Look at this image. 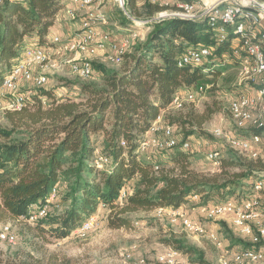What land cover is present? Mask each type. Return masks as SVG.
I'll return each instance as SVG.
<instances>
[{
	"label": "trees",
	"instance_id": "1",
	"mask_svg": "<svg viewBox=\"0 0 264 264\" xmlns=\"http://www.w3.org/2000/svg\"><path fill=\"white\" fill-rule=\"evenodd\" d=\"M257 1L264 4V0ZM0 4L1 85L5 70L26 49L28 40L45 45L64 1L1 0ZM127 4L129 10L135 9L136 0H127ZM169 9L191 17L177 6L158 3L149 4V15ZM227 42L216 48H224L218 50V55L226 51ZM215 43L207 20H165L156 26L141 50L126 54L121 70L94 64L93 72L94 68L102 71V82L83 83L79 102L52 100L45 107L43 100L52 99L54 94L41 93L39 89L30 102L36 99L33 108H27L28 104L21 110L8 111L14 125L11 129L0 128V223L24 221V234L40 240L47 235L65 239L104 204L110 208L109 227L120 229L131 226L127 215L181 208L195 195L200 197V204L214 200L220 204L222 199L250 187L252 193L242 198L253 197V184L264 177L261 157H221L220 172L206 174L193 168L192 153L182 149L187 137H182L179 146L164 151L168 154L166 164L151 157L140 159L138 154L146 134L162 112L172 106L177 91L198 87L206 74L214 72H205L207 66H178V57L189 48ZM212 113L198 117L197 130L186 136L205 134L201 125ZM188 116L166 114L164 119L183 128L192 123L194 128L196 124L189 120L196 116ZM17 131L18 137L13 139ZM259 132L262 131L256 133ZM97 144L100 148L96 149ZM96 150L109 160L108 168L93 165ZM132 181L134 191L128 193L125 188ZM61 183L67 186L61 188L59 199L51 206L66 205L65 208L28 222L31 207L46 205L52 190ZM123 192L127 193L124 199ZM167 241L176 248L172 250H192L180 240ZM31 245L37 248L36 244ZM250 246L244 244V248ZM23 254L21 250L8 254L0 249V264H40L32 254ZM199 263L207 264L203 260Z\"/></svg>",
	"mask_w": 264,
	"mask_h": 264
},
{
	"label": "rangeland",
	"instance_id": "2",
	"mask_svg": "<svg viewBox=\"0 0 264 264\" xmlns=\"http://www.w3.org/2000/svg\"><path fill=\"white\" fill-rule=\"evenodd\" d=\"M107 1L108 3L106 2L105 5V17L107 23L100 28L101 31H108L118 38L135 29L140 32L139 38L133 43L128 53H136L142 49L143 44L146 42L149 35L155 30L156 26L160 24L159 21L177 18L184 19V16L175 13L176 9H169L150 16V2L144 0H136L135 9L130 10L128 8L127 0ZM175 1L176 0H157V3L161 6H169L170 8H173V3ZM197 1L198 0L178 3H194ZM184 20L191 19L185 17ZM67 34L68 33L59 35L66 37ZM29 41L31 40L26 42V44L29 43L28 46L37 43V41ZM48 43L49 41L46 38L43 44L50 45V43ZM213 45L214 44L210 46L214 47ZM218 50L215 49L213 51L214 56H211L210 60L213 63L204 69L205 72H208L209 70H214V72L206 74L199 86L193 88V92H203L204 95L199 96V93H179L184 88L179 89L172 106H170L168 110L162 112L156 125L159 128H162L165 125H170L168 124L169 122H165L164 117L166 114H182L183 116H188L189 113L196 116V119L193 120V118H190L191 120H189V122H193L195 125L198 117L209 116L210 112L214 111L209 119L201 125V129L206 132L205 134L197 132V134L186 136L188 132L197 130V124L194 128L191 126L192 123H188L185 128L179 125H171L173 127L174 135L179 140L182 141V137H187V141L191 143V147L193 148L187 151L192 153L193 168L206 174H218L220 172L221 166H215L213 162L208 159V154L212 152H219L221 157L235 154L236 156H248L246 152L233 149L227 139L215 137L213 135L215 129H221L227 135L247 138L250 137V131H252L237 130L234 126L230 114L231 99L237 97L241 91H245L247 88L245 82L241 80L239 75V64L237 66V62L234 60L233 56H226L227 54H232L233 50L231 51L230 48L226 49V51L223 50L221 55H218ZM52 55L54 58L51 66L43 68L36 66L31 68L20 88L21 92L39 90L35 88L34 79L40 76L43 77L45 84L42 87L43 89L40 88V92L49 91L54 94L52 99L44 97L45 99L42 102L43 106L48 107L52 100L63 102L72 99L79 102L81 85L83 83L101 84L103 79L101 70L95 69L92 77L89 79H81L72 74L69 70L67 60H70V56L65 54L59 55L56 52ZM107 56L108 54H105L103 51H91L88 53V57L84 58L89 59L92 62L93 67L94 64H97L110 70L122 69L126 58L125 60L123 59L124 62L120 65H115L106 59ZM99 58L106 60L110 64L98 60ZM99 61L100 63H98ZM13 64L14 62L12 65ZM10 69L8 68L5 70V76ZM31 100L28 102L29 105L27 104V108H33V106L36 105V99L34 102L30 103ZM8 111L14 110L4 109L0 113V128L2 129L13 128L14 124L12 119L9 118ZM254 114L261 123L259 129L262 132H259L261 134V141L258 144L253 145V147L260 150L259 157L264 160V106L257 108L254 111ZM187 118H189V116ZM154 125L155 123L153 126ZM18 134L19 131H17L13 139H16ZM150 136L151 138L161 137V129L159 132H155ZM0 141H2L1 138ZM96 148H100V144H97ZM138 154L140 159L151 157L157 162L161 161L162 164L167 163V152H160L155 148L150 149L147 153H141L138 151ZM95 155L96 157L93 161V165L100 169L108 168L109 163H104L103 165L95 163V160L98 159L99 156H103L100 154L99 150H96ZM256 182H262L264 185V177H261ZM66 186L67 185L61 183L57 187V194L54 201L59 199V191L61 188H65ZM133 186L134 181L127 184L125 189L128 190V193H133ZM156 189L157 188H155V190ZM251 193L252 188L247 187L243 189V191L238 190L234 195L229 196V198L226 197V199H222L224 201L218 203H224L226 201L241 202L244 195H250ZM261 195L264 202V194ZM217 201L218 200H214V202L210 203L217 204ZM187 204V207H181L186 215L194 221L201 222L205 226L210 225V222L205 220V218H202V214L200 213L199 208L204 204H200L199 196L198 198L192 196ZM65 206L66 205L54 207L48 206V213L61 211ZM157 210L158 209L127 215L126 217L131 219V226L129 228L113 229L108 225L110 208L101 205L98 213H96L99 215L96 226L92 230L88 232H79V228H77V230L65 239H55L50 235H47L45 239L40 240L35 238L34 235L23 233V227L25 225L24 221H7L0 223V232L3 228L9 226L11 233L15 235L16 240L14 243L0 240V249L8 254H13L20 250L24 253L23 255L30 253L36 260L40 261V264H166L164 259L165 253L169 249H176L174 245L167 240L176 239L184 242L186 246L192 249L191 252L184 250L181 252L183 260H186L189 264H200V260H203L207 264H221L222 260L228 261V255L222 254V251H231V248L233 247L238 248L241 247V244L244 245L243 242L248 243V237L241 235V233L232 226L230 220L224 219L213 223L212 226V230L217 233L219 232V236L225 243L224 249H217L208 239L205 240L195 236V234L187 233L182 224H171L168 215H159ZM38 212L39 211L34 210V206H32L29 215ZM31 222L33 221L30 220V223ZM27 241L28 243H26ZM31 244H36L37 248H33Z\"/></svg>",
	"mask_w": 264,
	"mask_h": 264
},
{
	"label": "bare ground",
	"instance_id": "3",
	"mask_svg": "<svg viewBox=\"0 0 264 264\" xmlns=\"http://www.w3.org/2000/svg\"><path fill=\"white\" fill-rule=\"evenodd\" d=\"M150 3H157V0H144ZM255 3L257 9L262 10L264 15V4L257 0H250ZM94 5H99L100 14L97 12L86 13L84 11V0H69L72 6L75 8V20L79 21L80 25H87L88 23H97L100 22L103 25H106L105 17V2L106 0H93ZM1 3V0H0ZM201 5L200 2L194 3H178L176 6L180 9L185 10L187 13L191 14L196 11ZM216 14H224L225 18H232V20L227 19H215V15H208L207 23L209 28L214 26V29H210L214 33L216 40L214 47L211 46H201L196 48H189L184 53H182L177 60L178 66H190V67H206L212 63L210 60L211 57H206V53H211L218 48L219 45L227 42L228 40H234L237 44H244L249 47H235V55L239 61V75L241 80L245 82L246 90L241 91L237 97L234 98L235 105L233 106V113L231 114L232 121L237 130H252L250 131V137H239L233 135H227L222 130V136L227 138H234L236 143L230 144L231 147L235 150L241 152H246L250 158H258L259 154H256L255 148L253 145L258 144L261 141V134L256 133L260 130L261 123L256 118L254 111L257 108L264 106V31L263 26L259 23V20H254L255 8H247V14H240L232 17V10L236 9V1L229 0L228 3L223 7H215ZM103 25H98V36L102 37L103 42H100V49L108 54L107 59L109 62L115 65H120L123 62L126 54H128L129 49L133 43L139 38L140 32L135 29L129 32L126 35L121 36L123 38L120 41V45H117L116 41H112L113 34L108 31H101ZM233 36V37H231ZM96 37L95 27H87L86 36L84 42L82 41V34L71 35V42H76L73 50H68V46H62V42H69L70 35L66 37L60 35H54L50 41V45H42L37 43L30 44L26 49L21 53V55L15 60L11 70L4 77L2 84L0 85V113L4 109L10 110H21L23 107L29 104L28 102L35 96L36 91H25L21 92L20 88L22 87L25 77L28 75V72L31 68L39 67H49L51 66L52 54L58 53L65 54L70 56V60H67V65H74V61H78L79 68L69 67V70L72 74L76 75L81 79H89L93 75V64L89 59L82 57L85 47H92V39ZM62 40V41H61ZM49 44V43H48ZM44 47L51 50L52 54H42L34 55L32 58H29L27 63L20 64V70L16 74V78L13 82L12 87L1 88L5 83L10 79L11 73L15 71V68L19 66V61L22 58H25L29 53H34V50H39V48ZM234 49V48H233ZM256 50V52L254 51ZM258 54V58H257ZM214 56V55H213ZM183 60V61H182ZM197 61L199 63H197ZM252 67V68H251ZM35 88L40 89L44 86L45 80L43 77H37L34 79ZM251 93V94H250ZM230 111H232V103H230ZM259 112V111H258ZM259 115V114H258ZM262 116V115H261ZM259 117V116H258ZM262 119V118H261ZM157 123L153 126L152 131L159 132L161 129V137L150 138V148H155L160 151L163 148L165 150L173 149L179 146L181 140H179L173 132V127L171 125H165L162 128L156 126ZM256 130V131H255ZM262 130V127H261ZM182 142V141H181ZM244 142V144H242ZM248 144V145H245ZM147 145V138L145 142L141 145L140 150L142 151L143 146ZM182 149L186 147H191L189 141L183 142L181 145ZM257 146V145H256ZM255 146V147H256ZM208 159L213 162L217 167L221 166V154L219 152H212L208 154ZM96 164L103 165L104 163H109V160L103 156H99L95 161ZM254 192L256 193L253 197L245 199L244 201H252L264 192V185L262 182H256L254 184ZM57 190H52V196L49 199L48 203L42 208V214H30L28 221H36L39 218L46 217L48 213V206H51V202L55 200ZM258 194V195H257ZM126 192L121 194V198H126ZM194 198H198L197 195ZM197 200V199H196ZM232 203L227 201L220 204H209L211 206H224L226 204ZM258 203H262V209L264 210L263 198L258 197ZM234 206H241V202L233 201ZM204 204L201 205L199 210L200 213L204 214ZM39 211V210H38ZM157 213L159 215H168L171 224L180 223L182 224L184 230L189 234H195V236L200 238L208 239L214 244L217 249H224L225 243L219 236V232H214L212 230V237L209 236V228L199 222V227L191 229L189 226H194L198 221L192 220L185 211L182 209V216H178L175 213H165V209H158ZM205 215H214V223L219 220H230L232 226L241 233L243 236L248 237V243H258V249L262 250V256L254 257L253 255H246V253H237L235 260L231 264H264V220L252 219V215H243V222L240 225V220L233 219V214H214V208H205ZM205 220L210 222V217H203ZM96 215H91L88 217L79 227V232H88L92 230L90 224L94 222ZM97 222V221H96ZM96 222L94 227L96 226ZM32 223V222H31ZM255 228V231H253ZM253 231V232H252ZM238 233V232H237ZM0 240L5 242L14 243L16 240L15 235L11 233L10 227L6 226L0 232ZM249 248H244L246 252H256V244H250ZM176 254H179L181 259L177 260V264H189L186 260H183L182 253L176 250L167 251L164 255L165 263L171 264L169 260H175ZM225 261L223 264H226Z\"/></svg>",
	"mask_w": 264,
	"mask_h": 264
},
{
	"label": "built area",
	"instance_id": "4",
	"mask_svg": "<svg viewBox=\"0 0 264 264\" xmlns=\"http://www.w3.org/2000/svg\"><path fill=\"white\" fill-rule=\"evenodd\" d=\"M217 1L219 0H213L212 2H207L203 0V9L200 11L201 13H203V17L207 15H215V19H227L228 21L232 20V18H225V12L224 14H216V9H213V2H217ZM233 1H236V9L232 10V17L236 15H240V14H247V8H255L254 20H259V23H261V25L264 26V15L262 13V10L256 8L255 3L251 2L250 0H233ZM84 11L86 13L97 12V14H100V7L99 5H94L93 0H84ZM61 12L65 16L66 22H68V24H71V27H72L70 30L69 42H62V46H68V50H73L76 42H71V35L82 34V41H79V42H84L87 27H95L96 37L95 39H92V47L84 46V54L82 55V57H88V53H90L91 51H102L100 49V42H103V39L102 37L98 36V25H103L102 23L97 22V23H88L87 25H80L75 20V8L74 6L71 5V3L64 4L60 13ZM184 19H185V15H184ZM162 22L164 21L162 20L159 21V23H162ZM210 29H214V26L211 27ZM111 40L116 41L117 45H120V41H122L123 38L113 37V39ZM235 47H249L250 50H252L250 46H246L244 44H236L234 41L233 53L227 54L226 56L240 55V54H235ZM254 51L256 52V50ZM42 54H51V50L46 49L42 46L41 48H39V50H34V53H29L25 58H22L19 61V66H17L15 68V71L11 73L10 79L1 88H5L7 90L8 87H12L13 82L16 78V74L20 70V64L27 63L29 61V58H32L34 55H42ZM211 56H212V53L210 49V53H206V57H211ZM257 58H258V54H257ZM197 63L199 62L197 61ZM59 67H60V64H59ZM69 67L79 68L78 61H74V65H69ZM179 93H190V94L199 93V96L204 95L203 92H193V88L182 89ZM230 103H232V111H230V113H233V106H236L234 97L231 99ZM152 129H153V126L151 127V131L149 132V134H146L147 145L143 146L142 153L148 152L150 150V135H152ZM213 135L217 138L227 139L229 144L236 143L234 138H227L225 136H222L221 129H215L213 131ZM242 144H244V142ZM245 145H248V144H245ZM184 148L192 149L193 147L184 146ZM160 152H163V148L160 149ZM255 152L256 154H260L258 149H255ZM103 207H106V205L104 204ZM205 208H214V214H233V219L240 220V225H242V222H243V215H252V219H257L259 222L260 220H264V210L262 209V203H258V197L252 201H244L243 199H241V206H234L233 202L226 204L224 206H211L209 204H206L204 206V214L202 218L210 217V225L206 226L207 228H209L208 237H212V226L214 223V215H205ZM34 210H39V214H42V208H38L37 205H34ZM165 213H175V214H178V216H182V208L165 209ZM98 216L99 215L96 214V219L88 227L94 228V224L98 220ZM197 227H199V221L194 226H189V228L191 229H194ZM253 231H255V228H253ZM203 239L206 240V237ZM243 244H256V252L244 251V245L242 244H241V247L231 248V251H222V254L228 255V262H226V264H231V262L236 259L237 253H246V255H253L254 257L262 256V250L258 249V243H244L243 242ZM167 251H173V250L169 249ZM178 259H181V258L179 254H176V259L169 260V261H171V264H177Z\"/></svg>",
	"mask_w": 264,
	"mask_h": 264
},
{
	"label": "crops",
	"instance_id": "5",
	"mask_svg": "<svg viewBox=\"0 0 264 264\" xmlns=\"http://www.w3.org/2000/svg\"><path fill=\"white\" fill-rule=\"evenodd\" d=\"M63 1H64L65 4H69V0H63ZM185 1H195V0H176L173 4L175 6L176 3H178V2H185ZM204 1L212 2L213 0H204ZM228 1L229 0H219L217 2H213V8H215V7H223V6H225L228 3ZM106 2H105V4H106ZM197 2H200L201 5L198 8H196V11L195 12L191 13V17L190 16H185V17H188L189 19L194 20V21H197V22H203L204 20H207L208 15L205 16V17H203V13L200 12L203 9V0H198ZM77 22L79 23V21H77ZM71 28H72L71 27V24H68V22H66V18L63 15V13L62 12L61 13L59 12L58 15H57V17H56V21H55L54 25L49 30V34L47 36V40L50 43L51 38H52L53 35L56 36V35L65 34V33H68L67 35H70V32L69 31L71 30ZM263 31H264V26H263ZM235 43L237 44L236 41H235ZM227 45H228V48H230L231 51H232L233 48H234V40H232V39L231 40H228ZM233 57H234V60L237 62V66H238L240 60L237 57H235V56H233ZM98 60L103 61L104 63L110 64L109 62H107L106 60H104L102 58H99ZM100 61L98 63H100ZM94 70H95V68H94ZM176 95H177V93H176ZM176 95H175V97H176ZM158 121L159 120L155 121L154 123H157ZM152 134H154L153 131H152ZM150 138H151V136H150ZM139 152L142 153L141 150H139ZM259 152H260V150H259ZM187 205H183V207L184 206L187 207ZM224 262L225 261L222 260L221 264H223Z\"/></svg>",
	"mask_w": 264,
	"mask_h": 264
}]
</instances>
